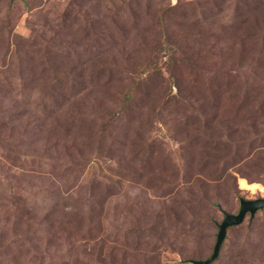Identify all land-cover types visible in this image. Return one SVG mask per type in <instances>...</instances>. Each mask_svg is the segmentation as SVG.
Returning a JSON list of instances; mask_svg holds the SVG:
<instances>
[{
	"label": "rangeland",
	"instance_id": "rangeland-1",
	"mask_svg": "<svg viewBox=\"0 0 264 264\" xmlns=\"http://www.w3.org/2000/svg\"><path fill=\"white\" fill-rule=\"evenodd\" d=\"M262 151L264 0H0V264L206 258Z\"/></svg>",
	"mask_w": 264,
	"mask_h": 264
},
{
	"label": "water",
	"instance_id": "water-1",
	"mask_svg": "<svg viewBox=\"0 0 264 264\" xmlns=\"http://www.w3.org/2000/svg\"><path fill=\"white\" fill-rule=\"evenodd\" d=\"M264 209V197L239 198V208L235 213L224 212L222 220L217 225V233L211 254L203 259L187 260L189 264H211L219 255L228 228L242 224L246 216L251 220L255 214Z\"/></svg>",
	"mask_w": 264,
	"mask_h": 264
},
{
	"label": "trees",
	"instance_id": "trees-1",
	"mask_svg": "<svg viewBox=\"0 0 264 264\" xmlns=\"http://www.w3.org/2000/svg\"><path fill=\"white\" fill-rule=\"evenodd\" d=\"M169 10H170V8H169ZM163 18V13L162 14H160L159 15V18ZM126 94H125V97L127 98V99H129L130 98V94L128 93V92H125ZM238 114H239V111H238ZM242 117L244 118V119H247V123H248V127H250V128H255V124H254V121L252 120V121H249V116L248 115H242ZM253 132H257V133H260V130H253ZM262 154H264V151H262ZM255 175H253V176H250L249 174H243V176L244 177H246L247 179H248V181H260L261 180V177H262V173H264V167H261V168H259L258 170H255ZM100 225V221L98 220L97 221V225ZM231 228H233V227H231ZM230 229V228H229Z\"/></svg>",
	"mask_w": 264,
	"mask_h": 264
},
{
	"label": "bare ground",
	"instance_id": "bare-ground-1",
	"mask_svg": "<svg viewBox=\"0 0 264 264\" xmlns=\"http://www.w3.org/2000/svg\"><path fill=\"white\" fill-rule=\"evenodd\" d=\"M239 182H240V186L243 187V188L248 187V186H252V185H248V183H246V182H245L244 180H242V179H241ZM251 188H252V187H251Z\"/></svg>",
	"mask_w": 264,
	"mask_h": 264
},
{
	"label": "flooded vegetation",
	"instance_id": "flooded-vegetation-1",
	"mask_svg": "<svg viewBox=\"0 0 264 264\" xmlns=\"http://www.w3.org/2000/svg\"><path fill=\"white\" fill-rule=\"evenodd\" d=\"M260 197V196H259ZM256 198V197H255Z\"/></svg>",
	"mask_w": 264,
	"mask_h": 264
}]
</instances>
